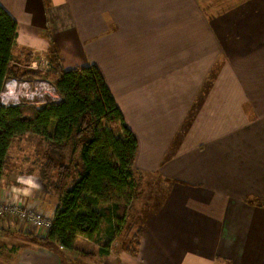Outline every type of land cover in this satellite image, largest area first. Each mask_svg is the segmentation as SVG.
Masks as SVG:
<instances>
[{"label":"crops","instance_id":"crops-1","mask_svg":"<svg viewBox=\"0 0 264 264\" xmlns=\"http://www.w3.org/2000/svg\"><path fill=\"white\" fill-rule=\"evenodd\" d=\"M0 4L18 23L15 64L28 52L45 60L52 36L66 69L100 68L138 141L128 235H115L104 254V225L98 242L78 236L77 248L94 253L80 261L264 264V0ZM16 173H5L0 199L53 215L45 185ZM28 227L0 219V230ZM15 262L63 264L38 246Z\"/></svg>","mask_w":264,"mask_h":264},{"label":"trees","instance_id":"trees-1","mask_svg":"<svg viewBox=\"0 0 264 264\" xmlns=\"http://www.w3.org/2000/svg\"><path fill=\"white\" fill-rule=\"evenodd\" d=\"M17 36V21L0 4V94L11 78L46 80L58 98L0 105V184L10 167L13 144L26 137L38 138L45 144L37 156L39 178L56 205L52 227L45 235L0 230V236L23 238L58 254L65 264L69 254L76 253L77 262L93 256L78 249L76 240L78 236L95 240L104 225L106 241L99 250L104 254L127 223L137 184V138L97 65L66 69L58 44L49 36L46 70L30 68L20 73L13 55ZM23 55V64L30 66L33 54ZM139 239L134 232L129 252L136 251Z\"/></svg>","mask_w":264,"mask_h":264},{"label":"rangeland","instance_id":"rangeland-1","mask_svg":"<svg viewBox=\"0 0 264 264\" xmlns=\"http://www.w3.org/2000/svg\"><path fill=\"white\" fill-rule=\"evenodd\" d=\"M45 58V53L41 52V53H36L34 55V59L33 62H36V67L34 69H39V70H46V66L44 63V60L42 61V59ZM25 57L18 60L19 64L17 65V67L19 68L20 73L30 70L31 65H24L22 61H24ZM21 60V61H20ZM44 141L35 138V137H26L20 141H17L16 143L13 144L12 148H11V152L9 155V159H10V167L8 170H10V172H17L16 174L19 175H26V176H35V179L31 178L32 181L39 183H42V181L39 178V171H38V167H37V163H39L38 161V154H42V151L44 149ZM15 176V175H13ZM39 179V180H38ZM44 183H42L43 185ZM45 185V184H44ZM43 185V186H44ZM45 190H47L48 192L49 189L48 187H45ZM52 198H54L52 196ZM47 202L53 207L54 199L51 200H47ZM47 204V203H46ZM48 204V205H49ZM144 211V210H143ZM20 228V226H19ZM22 228V227H21ZM14 229V228H11ZM35 228L32 227H28L27 230L29 232H23L24 233H31L34 234L30 231L34 230ZM107 229L106 226H104V230ZM128 229L129 227H124L121 230V234H123L125 237L128 235ZM118 231V230H117ZM18 233H22V232H18ZM105 236V235H103ZM99 238V237H98ZM99 240H102L101 238H99ZM104 244V243H103ZM32 244L26 242L23 240V238H11L8 239V237H3L0 236V264H16L15 262V257H19L20 254V250L22 248L25 247H30L32 248ZM75 258H77V255H73L70 254L69 258L66 260L65 264H95V263H90L89 261H80L77 262L75 261Z\"/></svg>","mask_w":264,"mask_h":264},{"label":"built area","instance_id":"built-area-1","mask_svg":"<svg viewBox=\"0 0 264 264\" xmlns=\"http://www.w3.org/2000/svg\"><path fill=\"white\" fill-rule=\"evenodd\" d=\"M44 63L48 65L47 59L44 60ZM36 64V62L32 63L31 68L34 69ZM45 98H58L55 89L48 81L31 82L11 78L6 83L5 91L0 94V105L19 104L22 99H28L30 102L43 101ZM53 215L35 209L23 199H0V219L36 228L43 234L52 227Z\"/></svg>","mask_w":264,"mask_h":264},{"label":"bare ground","instance_id":"bare-ground-1","mask_svg":"<svg viewBox=\"0 0 264 264\" xmlns=\"http://www.w3.org/2000/svg\"><path fill=\"white\" fill-rule=\"evenodd\" d=\"M57 93V92H56Z\"/></svg>","mask_w":264,"mask_h":264}]
</instances>
